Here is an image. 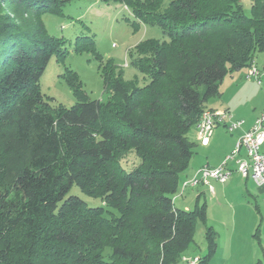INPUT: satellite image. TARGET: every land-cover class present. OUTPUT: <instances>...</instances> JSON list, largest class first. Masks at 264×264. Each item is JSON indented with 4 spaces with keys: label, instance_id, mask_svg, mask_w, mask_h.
<instances>
[{
    "label": "trees",
    "instance_id": "1",
    "mask_svg": "<svg viewBox=\"0 0 264 264\" xmlns=\"http://www.w3.org/2000/svg\"><path fill=\"white\" fill-rule=\"evenodd\" d=\"M101 1L122 2L165 38L129 52L142 85L100 65L105 101L84 99L67 71L76 97L67 107L39 85L51 57L66 53L39 14H61L65 0H0V264H182L206 220L204 204L173 203L195 152L187 133L221 80L264 55V0H249L251 16L240 0ZM22 13L33 19L22 23ZM76 41L94 50L90 36ZM128 155L131 169L121 164ZM73 186L101 204L88 206ZM205 239L199 264L215 250L210 226Z\"/></svg>",
    "mask_w": 264,
    "mask_h": 264
},
{
    "label": "crops",
    "instance_id": "2",
    "mask_svg": "<svg viewBox=\"0 0 264 264\" xmlns=\"http://www.w3.org/2000/svg\"><path fill=\"white\" fill-rule=\"evenodd\" d=\"M258 68L264 79V66ZM245 72L246 67L229 72L219 83V94L209 97L205 102L206 108L230 111L233 120H242L241 125L228 131L224 125L218 124L206 144L200 142L196 126L190 128L187 137L193 141L195 152L188 167L180 174L179 189L173 196L177 208L187 210L205 205L206 220L197 222L205 226L201 229L210 226L216 237L215 250L208 264H254L264 251V188L258 187L250 177H243L233 171L225 183L210 179L212 191L202 183L180 191L182 182L194 175L201 166L215 167L221 164L232 151L237 138L252 126L264 109L263 79L261 84L247 80ZM261 151H264V143ZM228 165L234 167L233 161H228ZM203 231L205 237V229ZM207 244L204 239L201 254L196 253V257L201 258L206 254Z\"/></svg>",
    "mask_w": 264,
    "mask_h": 264
},
{
    "label": "rangeland",
    "instance_id": "3",
    "mask_svg": "<svg viewBox=\"0 0 264 264\" xmlns=\"http://www.w3.org/2000/svg\"><path fill=\"white\" fill-rule=\"evenodd\" d=\"M166 2L167 0H163V5H166ZM240 5L244 14L251 16L250 1L240 0ZM39 18L47 33L50 36L62 38L66 47V53L61 60H58L56 55H53L49 60L39 81L40 90L45 98H49L51 103H60L67 107L76 102L72 87L66 80L67 71L76 73L84 99L105 101L108 94L103 88L100 65L106 61H111L122 70L123 78L126 81L142 85L147 77H144L130 64L129 52H132L134 56V48L145 39L165 38L158 26L141 23L133 16L130 9L120 1L65 0L61 14L41 11ZM25 19L30 21L33 16L31 14H19V21L26 23ZM82 36H90L93 39L94 50L90 45L80 51L76 49V40ZM255 59L259 67L264 66L262 53H258ZM133 159L132 155H128V161H121V164L125 169H131L133 164L130 161ZM70 193L83 198L88 206L101 204L98 199L86 197L76 186L71 188ZM201 227L205 226L201 222H197L193 240L184 251L185 255L196 256V253L201 254V249H203L201 244L204 243L205 239L203 231L205 228L201 229ZM208 263L209 261L205 264ZM210 264L218 263L211 262Z\"/></svg>",
    "mask_w": 264,
    "mask_h": 264
},
{
    "label": "built area",
    "instance_id": "4",
    "mask_svg": "<svg viewBox=\"0 0 264 264\" xmlns=\"http://www.w3.org/2000/svg\"><path fill=\"white\" fill-rule=\"evenodd\" d=\"M245 79L254 80L258 84L262 83V73L256 61L252 60L246 67ZM242 120H233L230 111L226 109L206 108L202 111L195 126L200 142L206 144L213 131L219 125H224L228 131L239 127ZM264 143V109L255 119L252 126L244 131L236 140L232 151L224 158L218 166L211 167L203 165L198 168L194 175L182 182L180 191L187 186H196L199 183L207 185L212 191L210 179L220 183H225L232 175L233 171L238 172L243 177H250L258 187L264 188V151L261 146ZM232 160L234 167L228 165ZM264 203V196L262 198ZM199 256L181 255L182 264H199Z\"/></svg>",
    "mask_w": 264,
    "mask_h": 264
}]
</instances>
